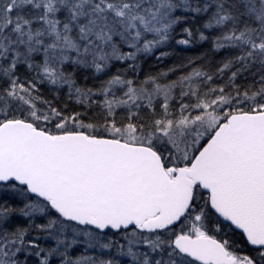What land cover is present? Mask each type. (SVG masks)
<instances>
[{
  "label": "snow or ice",
  "instance_id": "obj_1",
  "mask_svg": "<svg viewBox=\"0 0 264 264\" xmlns=\"http://www.w3.org/2000/svg\"><path fill=\"white\" fill-rule=\"evenodd\" d=\"M0 264H264V0H0Z\"/></svg>",
  "mask_w": 264,
  "mask_h": 264
}]
</instances>
